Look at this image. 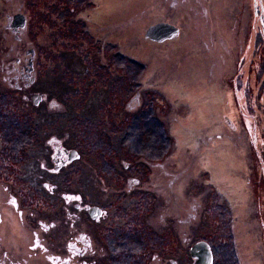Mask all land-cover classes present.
Listing matches in <instances>:
<instances>
[{
  "label": "rangeland",
  "instance_id": "1",
  "mask_svg": "<svg viewBox=\"0 0 264 264\" xmlns=\"http://www.w3.org/2000/svg\"><path fill=\"white\" fill-rule=\"evenodd\" d=\"M31 1L36 5L34 0H0V163L1 158L6 165L25 161L23 152L32 139L35 110L29 96L32 88H40L47 99L58 100L62 109L55 111L59 113L49 110L53 116L40 109L44 117L39 123L55 126L61 139L69 135L67 142L84 151L86 159L93 162L100 153V135L105 138L110 134L113 143L114 135L125 130L120 144L126 152L122 156L119 153L120 158L137 167L145 166L147 159L161 160L165 170H180L170 181L171 194L165 191L168 200L157 198L154 187L145 185L133 201H120L128 207L117 228H144L146 239L123 242L127 252L120 255L117 264H167L168 257L184 263L187 249L175 239L179 234L191 242L203 240L208 247L211 242L209 255L213 259L216 255L215 264H264V0L262 13L251 17L250 24L244 0H103L99 13L85 9V17L92 18L84 28L87 35L80 47L67 46L76 49V54L66 52L62 60L52 58L51 49L62 52V41L56 36H50L53 42L46 38L49 30L35 23L36 16L29 10ZM13 5L24 10L28 19L22 31L24 41L32 46L34 42L40 44V50L34 48L37 57L31 87L28 84L18 90L15 87L22 84L12 77L13 62L30 45L21 44L22 39H15L3 26L5 16L12 15L9 7ZM159 19L169 20L179 34L160 44L150 43L143 34L145 26ZM111 24H117L115 30L110 29ZM108 30L111 48L103 39ZM110 50L111 60L106 54ZM111 67L118 71L112 81L116 88L107 95L103 87L112 84L108 76ZM99 85L102 89L86 93L89 87ZM136 92L141 95L139 106L124 111L123 101ZM99 98L103 107L98 109L102 110L96 115L84 114L82 109L95 107ZM142 105L154 113L158 124L136 123L137 118H143L139 111ZM44 149L38 150L40 156L45 155ZM2 164L0 182L6 184L17 170L7 172ZM35 165L29 157L21 167L26 168L23 176L28 180L35 178L31 175ZM106 172L104 167L99 169L100 174ZM159 172L161 181H169L170 174ZM18 183L25 185L22 179ZM86 189L94 193L90 184ZM98 197L95 195V200ZM107 197L99 200L107 199L109 207L116 208L111 194ZM141 203L148 212L140 216ZM109 216L113 218V212ZM35 218L40 219L41 212ZM47 218L53 221L56 234L51 245L59 249L80 229L97 241V232L106 230V224L91 229L70 225L57 213ZM112 218L108 223L114 222ZM158 233L164 235V255L152 259L153 239L157 240ZM108 246L106 239L99 252L107 251Z\"/></svg>",
  "mask_w": 264,
  "mask_h": 264
},
{
  "label": "flooded vegetation",
  "instance_id": "2",
  "mask_svg": "<svg viewBox=\"0 0 264 264\" xmlns=\"http://www.w3.org/2000/svg\"><path fill=\"white\" fill-rule=\"evenodd\" d=\"M100 1L103 0H34L36 5H32V1L29 2V10L36 16L34 20L36 24L39 23L38 27L42 25L49 30L46 36L48 40L53 42L50 36H56L59 41L63 42H60L59 45L66 51L62 50V52H55V48L51 47L53 53L59 54L56 56H59L62 60L66 52H68L70 56H75L76 49L67 46L80 47V42L85 39L87 35L84 33V28H86L89 19H92H88L87 16L85 17L83 12L88 7L93 13H99L102 10V2ZM182 1L184 0H180V3ZM103 2L106 3V0ZM262 5L263 0H244L243 9L247 11L248 24L251 22V17L262 13ZM9 12H11L12 15L7 14L5 16L3 26L13 33L15 39H22L21 44L25 43V45H30V48L27 50L32 51L31 55L30 53L24 52L21 56L15 57V61L13 62L14 67H12L11 64L12 77L16 80V83H18V80H21L22 86L18 85L15 87V89L18 90L20 87H25L28 84L29 87H31L29 82L32 81L35 74L34 62H36V54L34 55V52L35 49L40 50L38 46L40 44L34 42L33 47L23 39L22 31L26 28V20L28 22V19L23 14L24 10H21L17 5H13L9 7ZM112 12L115 13V11ZM79 13H82V15ZM76 14H79V16L77 17ZM159 21L172 24L167 19H159L146 24L145 28ZM113 25H115V27ZM95 27H97V25ZM116 27L117 24H111L110 29L115 30ZM106 32L108 33L103 35V39L104 41L108 40L107 43L109 44L107 46L111 48L113 46V40L108 38L110 36L109 30ZM178 34L179 30L177 28V33L171 34L168 38L160 42H156L152 39H148V42L160 44L174 39ZM112 35L116 36V32L112 31ZM160 35L165 34H157V36ZM35 36L37 39L38 34L35 33ZM89 36L92 39V36ZM93 42L92 39L90 45H93ZM115 42L117 43V41ZM81 46H83L82 43ZM111 52L112 50L106 53L109 55L110 60L112 58ZM54 56L55 55H52V57ZM29 61L30 67L28 66ZM82 69V72L85 71L84 68ZM87 73L88 71H86V74ZM109 73L108 76L111 77L109 79L112 83L115 77L114 74L118 73V71L111 67ZM113 84L114 83L105 85L106 88L103 87L107 95H111V93H113L111 91L116 88ZM92 89L97 90L102 88L101 85L96 88L89 87L86 93H92ZM106 89L108 90L107 92ZM33 93L38 94L40 99L37 102L30 101V105H33L35 109L32 117H44L40 113V109L47 113L48 116L54 115L51 114L50 111L55 112L62 109L58 105V100L52 97L47 99L46 93L40 88H32L31 94ZM140 97L141 95L136 92L125 99L122 103L123 110L130 112L135 106H139ZM96 104L95 107L88 106L86 107L87 109H82L84 114L96 115V113L101 111L102 109H98L100 106L103 107L100 98ZM146 107L147 105L141 106L139 111L143 118H137L136 123L140 122L141 125H145L146 123L149 124V122L158 124L156 122L157 118L154 117V113H149ZM106 108L107 106H105L103 110ZM135 109H139V107ZM131 119L127 122L131 123ZM138 119H142L143 121H138ZM54 127L48 128L43 124L39 130L36 128L34 130V127L32 129V138L36 142L32 144L33 146L37 145L32 151L33 154L30 156L32 162L35 161L36 164L32 167L33 170L31 172V175H35V178H30L29 180L25 178V176H23L25 172L24 169L23 171H17L12 181L6 184L0 182V264H117L119 263L120 255L127 252L125 247L127 244L123 246V242H131L134 240H139L141 242L146 239L144 228L143 230H135L132 228L125 231L117 228V226L123 222L124 213H126L128 207L121 205L120 201L126 200L123 201L124 203H128L131 199L133 201L138 195L140 187H144L145 185L146 188L153 186L158 193L156 197H161L163 200H166V192L171 194V190H169L170 181L177 178L180 170L177 171L178 173L165 170L163 166L164 162L161 160L151 161L147 159L144 160L145 166L137 167L129 160L124 159L125 157L120 158L118 156L119 153H121L120 155L122 156L126 152L125 147L120 144V140L126 135L125 130H123V133L117 132V134L114 135L116 138L113 143L109 138L110 134H105L107 140H105L103 135L99 136L102 142V149L100 153L97 154V157L94 156L92 158L94 160L93 162H95V164H93L92 161L86 159L88 157L85 156L84 151H79L76 146V148L70 146L69 142H67V140H69V135L65 134L66 137H62L61 139L60 135L54 131ZM42 133L43 136H41ZM40 143L45 148V155L43 156H40L38 153V150L43 147L39 145ZM116 147L121 149H116ZM38 156L40 158H37ZM26 160L27 159H25V161ZM81 165L82 167H80ZM102 167L106 168L107 172L100 174L99 169ZM157 170H163L164 173L170 174L167 175L169 181H161L162 174ZM5 179L9 180V177L5 175ZM18 179H22L25 185H20ZM110 180L111 184L109 185L108 181ZM89 184L93 188L94 193L87 191V189L85 190V187ZM96 186L98 188H96ZM108 189L110 190L109 193H103V191ZM97 194H99V197L95 200V195ZM107 194H111V198L115 199L116 208L112 205L109 207L110 204L107 199L103 201L99 200L101 196L108 198ZM56 204L60 207H56ZM91 207H95V209H93L92 213H89ZM138 208V215L140 216L147 211L143 203H141ZM38 211L41 212V218L36 220L35 214ZM110 211L113 212V218L109 216ZM55 213L65 216L69 220L70 225L77 223L83 228L91 229L106 224V230L97 232L99 234L98 236H100L99 241H97L89 232L80 229L72 239H66L63 248L59 249L57 246L51 245V243H53V237L56 234L54 235L55 228L52 227L53 221L47 218ZM127 216L130 217L129 214H127ZM111 218L114 222L108 223ZM180 235L181 234L176 236L175 239H178L179 243H184L183 245H186L187 261L181 263L178 262L175 257H168L167 264H207L202 256H200L203 253L201 254L196 251L194 255H191L189 252V248L194 241L191 242L185 236L180 237ZM106 239H109L108 250L101 253L99 249L100 251L103 249V242ZM93 240H96L98 244L100 243L99 246H96V241L94 242ZM163 240L164 235L162 233H158L157 240L153 239V248L155 252H153L152 259L155 256L159 257V255H164ZM118 244H120V246ZM144 246L146 245L141 244V247ZM122 249L124 252L121 251ZM209 250L211 253V242H209ZM203 256L205 257L204 254ZM214 258L215 259H213L211 255V262L208 264L217 263L216 255H214Z\"/></svg>",
  "mask_w": 264,
  "mask_h": 264
},
{
  "label": "water",
  "instance_id": "3",
  "mask_svg": "<svg viewBox=\"0 0 264 264\" xmlns=\"http://www.w3.org/2000/svg\"><path fill=\"white\" fill-rule=\"evenodd\" d=\"M14 22V20H13ZM177 33V27L174 26L173 24H170L165 21H159L154 24L149 25L145 31H144V37L147 39H152L156 42H160L163 39L168 38L171 34ZM157 34H165V35H160L157 36ZM25 53H30L31 55V50H26L24 51ZM28 66L30 67V61L28 63ZM29 69V68H28ZM40 99V96L36 93H33L29 96V100L31 102H37ZM93 209L95 207H91L89 213H92ZM208 244L203 241V240H198L195 241L192 246L189 248V252L191 255H194L196 251L200 252L201 254L203 253L205 257L202 255L203 260L208 264L211 262V256L209 255V249H208Z\"/></svg>",
  "mask_w": 264,
  "mask_h": 264
},
{
  "label": "trees",
  "instance_id": "4",
  "mask_svg": "<svg viewBox=\"0 0 264 264\" xmlns=\"http://www.w3.org/2000/svg\"><path fill=\"white\" fill-rule=\"evenodd\" d=\"M261 54V53H260ZM52 55H55L54 57H57L56 55H59V54H57V53H53ZM53 58V57H52ZM54 75H55V73H54ZM57 79H58V77H57ZM29 105V104H28ZM30 106V105H29ZM41 117L40 116H37V117H32V129H33V127H34V130H35V128L37 129V130H39V128L41 127V126H43V122L42 123H39V119H40ZM156 122H158L157 120H156ZM35 132V131H34ZM38 135V134H37ZM206 142V141H205ZM32 143H36L35 142V140L32 138V139H30V141H29V143H28V146H27V148L24 150V152H23V155H24V158H26L27 160L26 161H24V162H20V163H17L16 165H14L15 164V162H13V161H11V162H9V165H6V164H2V162H3V158H1V163L0 164H2L3 166H4V168L5 169H7V172H11V171H13V170H17V171H19L20 169H21V167L24 165H26V163H27V161H28V158L33 154V150L35 149V146L37 147V145H34L33 146V144ZM108 143V142H107ZM111 149V148H110ZM22 153V152H21ZM118 164L120 165V163L118 162ZM24 169H26V168H23V169H21L20 171H23Z\"/></svg>",
  "mask_w": 264,
  "mask_h": 264
}]
</instances>
